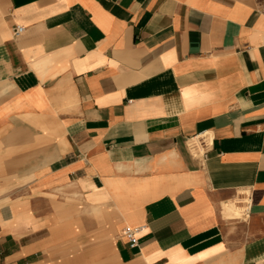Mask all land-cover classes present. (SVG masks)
Returning <instances> with one entry per match:
<instances>
[{
	"label": "crops",
	"instance_id": "crops-1",
	"mask_svg": "<svg viewBox=\"0 0 264 264\" xmlns=\"http://www.w3.org/2000/svg\"><path fill=\"white\" fill-rule=\"evenodd\" d=\"M263 263L264 0H0V264Z\"/></svg>",
	"mask_w": 264,
	"mask_h": 264
},
{
	"label": "built area",
	"instance_id": "built-area-1",
	"mask_svg": "<svg viewBox=\"0 0 264 264\" xmlns=\"http://www.w3.org/2000/svg\"><path fill=\"white\" fill-rule=\"evenodd\" d=\"M17 32H21L23 30L22 27H18ZM140 230L139 226H133V227H126L124 229V235L126 236V238L128 239V243L130 246L134 247L136 245H138V232ZM264 264V263H263Z\"/></svg>",
	"mask_w": 264,
	"mask_h": 264
}]
</instances>
